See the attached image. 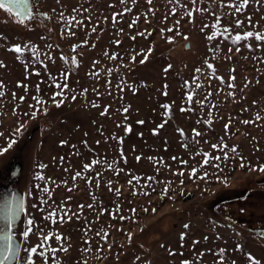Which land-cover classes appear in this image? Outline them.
Returning a JSON list of instances; mask_svg holds the SVG:
<instances>
[{
    "label": "rangeland",
    "instance_id": "1",
    "mask_svg": "<svg viewBox=\"0 0 264 264\" xmlns=\"http://www.w3.org/2000/svg\"><path fill=\"white\" fill-rule=\"evenodd\" d=\"M240 2L31 0L34 18L24 24L0 9V149L16 141L0 155V195L24 197L13 228L20 252L12 264H28L29 258L35 264H249L248 253L264 264V238L258 235L264 231V173L240 167L241 157L248 166L264 165V43L232 39L247 31L264 33V0H249L239 13L227 6ZM120 13L113 23V14ZM237 19L243 22L239 28ZM204 25L209 27L201 32ZM224 28L229 32L206 38ZM17 44L21 54L9 51ZM149 48L146 62L139 63ZM56 83L67 84L60 108L51 102L60 91ZM33 96L47 102V115H24ZM21 123L25 128L17 133ZM222 143L230 159L201 167L203 153L223 156L212 147ZM94 160L99 163L85 171ZM193 168L197 176L207 172V179H190ZM77 172L81 176L74 180ZM37 245L43 255L31 256L27 249Z\"/></svg>",
    "mask_w": 264,
    "mask_h": 264
},
{
    "label": "snow or ice",
    "instance_id": "2",
    "mask_svg": "<svg viewBox=\"0 0 264 264\" xmlns=\"http://www.w3.org/2000/svg\"><path fill=\"white\" fill-rule=\"evenodd\" d=\"M124 2H125V0H121V3H124ZM147 2L149 4H151L152 0H147ZM259 2H260V0H256V3L259 4ZM193 3H195V0H193ZM248 4H249V0H241V2L238 5L237 4H229L227 6L230 7V8H234L235 12L239 13L242 10H244L248 6ZM0 9H2L3 11H5L8 14H14L16 16V18H17L16 22L20 23V24H24L26 20H31V19L34 18L33 14H32V10H31V8L29 6V0H0ZM125 11H130V9H126ZM174 12H175V10H173V13ZM42 15H45V18H47L46 14H42ZM117 15H123V13L113 14V17H112L113 23H117L118 22L117 19H116ZM187 15L189 17H191L192 16V12H188ZM73 19H75V18L73 17ZM261 19H264V17H261ZM248 22H249V24L252 23L251 16L248 17ZM135 23H136V21H133V23L130 24L129 27H132L133 24H135ZM218 23H219V19L217 20V24ZM242 24H243L242 21H240L239 19L236 20V27L237 28H239ZM177 25H179V21H177ZM215 26L216 25H214L213 27H215ZM207 27H209V25H204L201 28V32H203L204 29L207 28ZM253 27H255V25H253ZM173 30L174 29H168V31H170V32L173 31ZM92 31L96 32L97 29L93 28ZM121 31H123V30L121 29ZM163 31L164 30L162 29L161 32L163 33ZM228 32H229V29L228 28H224L223 32H219V33L218 32H213L211 35H208L206 38L211 41V40L216 39L217 35H224L225 33H228ZM70 34L74 35V33H70ZM179 34L180 33L177 32V35H179ZM138 35L145 36V33L141 32V33H138ZM148 35H151V33H148ZM253 38L257 42L264 43V33L259 32V31H247V32H244L243 34L237 33L234 37H232L234 44L235 43H239L241 41H248V40L253 39ZM132 39L135 40V37H132ZM168 39H169V42L171 43L172 42V38L169 37ZM184 39L187 41L189 38L187 36H184ZM84 43L87 44V41H84ZM115 43L119 44L120 42L116 41ZM94 46L95 45H93V47ZM186 47H190V45H186ZM249 47H251V45H249ZM75 50H76V48L74 47L73 51H75ZM9 51L14 52L16 54H21L23 52V49L21 48V46L19 44H17V45H14L12 48H10ZM229 51H231V49ZM237 51H239V49H237ZM151 52H152V49L149 48L147 50V52L144 53L143 58L139 60V63L144 64L146 62L147 58H148V55H150ZM105 55L107 56L108 53L106 52ZM17 58L19 59V56ZM230 58L231 57H227V59H230ZM49 59L51 60L52 57H49ZM61 59L63 60L64 58L62 57ZM109 59L115 60V59H117V56L116 55H112V56L109 57ZM131 59L133 61H135L136 57L133 56V57H131ZM65 63H67V61H65ZM71 63L74 64V65L77 64V61H76L75 57L72 58ZM94 63H98V62H94ZM205 64L207 65V67L209 69H214V66L211 63H208L207 60H205ZM0 67H4L3 62H0ZM171 67H172L171 65H168V67L165 68L164 71L167 72ZM200 71L201 70L199 68L196 69V72H200ZM232 71L234 72L235 70L232 69ZM36 74L39 75V73H36ZM63 75H64V78L66 80L67 79V74H63ZM220 79L222 80L223 78H220ZM229 79L234 81L235 80V76H230ZM257 83H259V81H257ZM19 86L20 85L18 84V87ZM247 86H248V84H245V87H247ZM2 87H3V84H2V82H0V88H2ZM55 87L57 89H60V91H57V92L52 94L51 102L56 108H60L63 105L64 101L67 99V97L64 95V91H63V89L67 88V84L65 83L63 85V87H62L59 83H56ZM228 87L232 88V87H234V84L229 83ZM166 88H167V85H165V91L163 93L165 96L167 95ZM37 91H39V86H37ZM86 91L87 90H85V92ZM121 91H123V89H121ZM3 95H4V93L2 91H0V97H2ZM229 95H232V93H229ZM57 97H60V99H57ZM13 99H16L15 93H13ZM32 99L35 101V103L34 104H29L28 107L30 109V112H26V113H24V115L28 116L29 119H36L38 117V115H40V114L47 115L48 114V109L45 106L47 104V102L41 100L37 96H33ZM71 99L75 100L76 97L72 96ZM187 99L189 101H191L192 100V96L189 95L187 97ZM24 101H25V97L24 96H20L19 97V102L23 103ZM199 103L203 104V101H199ZM253 103H255V101ZM92 106L93 107H98V105H96L95 103H93ZM163 107L166 110L170 109V106L167 105V104L163 105ZM185 110L186 109H184V108L181 109V111H185ZM123 111L127 112L128 108H124ZM106 114H107V109H105V111L101 113V115H106ZM257 119H259V117H257ZM166 122L167 121H165L164 123H161L160 125H158L157 126V130H154L153 134H158V129L163 128L165 126ZM138 123L143 124L144 121H138ZM205 123L209 124V126L211 125V121L210 120L209 121H205ZM242 123L249 124V123H253V121L244 120ZM24 128H25V124L21 123L20 126L16 128V132L20 133ZM228 128H229V124H225L226 133H227ZM126 131H130V128H127ZM178 131H180V134L183 135V131L182 130H178ZM193 132H194L195 136H200L201 135V133L196 131L195 129L193 130ZM0 135H2V134H0ZM221 140H223V138H221ZM15 143H16V141L14 139L10 140L8 142L6 148L0 149V155H3L5 153H7L8 150L11 149ZM61 143L63 144L65 142L62 141ZM97 143H99V142H97ZM85 144H86V142H85ZM186 146L187 145H185V147ZM212 147H213V149H218L221 152H223V156L217 155L215 157H211L210 154L203 153L202 155H203L204 159L202 160L201 167L208 166L211 163V161H221L222 159L224 161H227V160L230 159V157L228 156L227 152L224 151V149H226L228 147L227 144H223V143L221 145L213 144ZM231 151L233 153H235L237 151V148L236 147H232ZM139 159H140V157H137V160H139ZM149 159H151V158H149ZM173 159H175V157ZM240 159H241V163H240V167L241 168L248 167L249 171H259L261 173H264V165H260L258 168H256V167H252V166L246 165L244 163V160H243L242 157ZM97 163H99V161L94 160V161H92L91 164H85L84 165V170L85 171L90 170ZM182 163H186V161H182ZM211 166L215 167L218 170L220 169V164L219 163H212ZM109 167H111V165H109ZM197 172H198V169L197 168H193L191 173L189 174L190 179L205 180V179H207V177L209 175L207 172H204L203 175L197 176ZM177 175L183 176L184 173L180 172ZM80 176H81V173L77 172L75 174V176L73 177V179L75 180L77 177H80ZM37 178L38 179H43V177H37ZM149 179H151V178H149ZM219 179H220V177L217 176V180H219ZM131 182L132 181L130 180L129 183H131ZM181 184H183V180H181ZM44 191L47 193V192H49V189L45 188ZM69 191H71V189H69ZM116 192L119 193V189H116ZM168 192H169V189L166 187L161 193V199H164L168 195ZM144 195H148V193H144ZM169 198H171V197H169ZM80 207L83 208L84 206L81 205ZM88 207L91 208L92 205H88ZM143 210L145 212L148 211L147 208H145ZM22 211H24V197L23 196H19L18 194H14V193H8L7 195H0V264H12V262L16 261L17 258H18V255H19V252H20V245L17 243L16 239L14 238L13 228H14L15 223H16L17 219L19 218V216H20ZM116 211L119 212L120 209L117 208ZM131 211L135 214L136 210L132 209ZM152 211H153V213H155L156 209L153 208ZM52 215H54V214H50V216L46 217L45 219H50ZM64 216H67V213H65ZM64 216L60 217V222L64 221ZM113 218H115V217H113ZM68 219L70 220L71 217L69 216ZM119 219L123 221V220L131 219V218L130 217L120 216ZM53 222H56V221H53ZM27 224L29 225V227L25 228L24 231L22 232V236L25 239H28L29 236H30V233L32 231L30 226L33 224V220H31V219L28 220ZM184 228L185 229L189 228V225L185 224ZM97 235H100V233L98 232ZM108 235L109 234L105 232L103 234L102 238L106 241L107 238H108ZM127 235H128L129 242H130L131 239H132V234L129 232V233H127ZM258 235L261 238H264V231H260L258 233ZM48 238L49 237H45L44 239L47 240ZM183 238H184V235L182 234L181 235V239H183ZM55 239L56 240H61L62 237L57 235L55 237ZM85 243H87V241H85ZM38 247H41V245L30 247L29 249H27V251L31 254V256H42L43 255L42 252L38 253ZM161 247H164V246L161 245ZM62 250L65 251V252L67 251L66 248L62 249ZM51 251L53 253H55L56 249H52ZM169 255H175V253L169 251ZM247 260L249 261V264H261V261L256 259L255 257H253L251 255V253L247 254ZM28 264H35V261H32L31 258H29ZM182 264H189V262L188 261H183ZM233 264H235V261H233Z\"/></svg>",
    "mask_w": 264,
    "mask_h": 264
},
{
    "label": "flooded vegetation",
    "instance_id": "3",
    "mask_svg": "<svg viewBox=\"0 0 264 264\" xmlns=\"http://www.w3.org/2000/svg\"><path fill=\"white\" fill-rule=\"evenodd\" d=\"M29 6H31V0H29Z\"/></svg>",
    "mask_w": 264,
    "mask_h": 264
},
{
    "label": "trees",
    "instance_id": "4",
    "mask_svg": "<svg viewBox=\"0 0 264 264\" xmlns=\"http://www.w3.org/2000/svg\"><path fill=\"white\" fill-rule=\"evenodd\" d=\"M40 124H41V123H40ZM41 125H42V124H41ZM42 126H43V125H42ZM260 174H261V172H260ZM246 193H247V192H246ZM249 230L252 231L251 228H249Z\"/></svg>",
    "mask_w": 264,
    "mask_h": 264
}]
</instances>
